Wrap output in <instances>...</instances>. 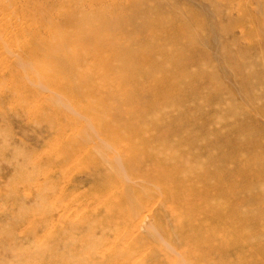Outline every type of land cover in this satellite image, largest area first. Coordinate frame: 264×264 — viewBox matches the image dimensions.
I'll return each mask as SVG.
<instances>
[{
  "label": "rangeland",
  "instance_id": "obj_1",
  "mask_svg": "<svg viewBox=\"0 0 264 264\" xmlns=\"http://www.w3.org/2000/svg\"><path fill=\"white\" fill-rule=\"evenodd\" d=\"M150 148L233 210L198 264H264V0H0V264H196L186 210L127 224Z\"/></svg>",
  "mask_w": 264,
  "mask_h": 264
},
{
  "label": "bare ground",
  "instance_id": "obj_2",
  "mask_svg": "<svg viewBox=\"0 0 264 264\" xmlns=\"http://www.w3.org/2000/svg\"><path fill=\"white\" fill-rule=\"evenodd\" d=\"M70 17H68V18H70ZM73 17H74V15H73ZM74 19H75V17H74ZM63 23H65V22H63ZM70 25L73 26V23ZM74 30L76 32V27ZM175 33H176V35L181 34L180 32H175ZM79 34H81V33H79ZM39 39H37V40H39ZM68 40H69V37H68ZM100 48H102V47H100ZM32 53H35V51ZM95 61H96V59H95ZM103 61H104V63H102V65L104 64V66L102 69L99 70L101 73L110 72V71H112L113 68H115V66H117V64H116L112 68V66L110 65V62L107 58H105V60H103ZM62 62H64V61H62ZM114 62H116V61H114ZM114 62H112V63H114ZM75 66L76 65H74V67ZM77 66H79V65H77ZM76 73H78V72H76ZM157 83L159 84V86H161V85L165 86L163 81H160ZM72 88H73L72 84H69V83L61 86V89H64V90H72ZM83 89H85V88H83ZM72 96H74V95H72ZM119 114H120V112H119ZM154 127L155 128H152L153 131H157L158 130V128H156L157 126H154ZM97 134L101 135L105 139H108V140L113 141V142L120 141L119 138H118L119 140L117 139L116 135L113 136L111 134H108L105 129L102 131H98ZM141 135H142V133H141ZM124 141H122V142H124ZM134 141L135 140H133V142ZM151 141H152V139H151ZM115 146H117V144ZM152 152H153V150H152V148H150L148 150V154L146 155L147 160H144L142 163H140L141 166H143V167H148V165L154 166V168L152 170L151 169L149 171L145 170V173L147 175H144L143 179H144V181L149 182L151 184L161 185L162 189H163L162 196H160V198H158V201L154 204L153 200L149 199L148 197L143 196V194L141 193V195L138 196L137 201L132 204V206H133L132 215H130L128 217L127 224L128 225L130 224L132 226L133 230H135L136 232L154 229L151 226L150 221L154 218V214L156 213L158 207H160L163 204H165L166 202H168L169 205L167 204L168 205L167 211L169 214H171V213L174 214V212L176 213L177 211H181L180 208L187 211L185 213L186 216L182 221L186 225L187 229L182 227V225H184V224H180L181 226H179V227H181L180 228L181 231H180V234L178 233V235H177V243H178V246H185L186 251L187 250H197L198 252L200 251L193 258L194 261H196L195 262L196 264L205 262V260L207 258H209L208 256H211L212 253H216V252H220V251H226V250H232L234 248V245H229V246L228 245H223V246L220 245L217 247L213 244V242L216 239H218L221 236V234L224 232V230H225L224 228L226 227V224L227 225L231 224V221L226 222L225 217L228 214V212H231L233 210L232 209L229 210L227 208L225 210H223V208L221 209L220 207H210V208L208 207L207 208V207H202L201 204L196 203V200H200V201L202 200V201H204V203H206L208 201H214L222 195V191H220V189L216 185L213 187H209L207 189H196V187H194V188L189 187L188 188L187 182L190 180V178H193L192 173L191 172L188 173L189 172L188 169L181 170L177 166V164H179V163H177V160L174 159L172 156H170V158L166 157L165 160H161L158 158V156H155V154H153ZM120 155H121L120 152L117 151L116 155L113 156L114 158L112 159V162H107L106 165L109 168L110 167L111 168H113V167L118 168L119 163H120V161H119ZM101 165L103 167L106 166L105 164H104L105 166L103 164H101ZM143 185H145V184L143 183ZM140 186H142V184H137L136 186L133 187V189L135 191H137V190L141 189ZM173 186L175 187V189L173 188ZM155 201H156V199H155ZM199 220H205L206 222L209 221V225H208V223H206L203 226H198ZM213 221L216 223L217 226L221 223L223 225L225 224L224 225L225 227L222 228L223 231H220V230L218 231V229L213 226V224L215 225V223H213ZM211 223H212V225H211ZM226 229H228V228H226ZM129 234H130V232H128L127 234L126 233L123 234L121 236V240H124L125 238H127L129 236ZM196 237H198V241L193 242V239ZM171 250H176V248H174V249L171 248ZM186 251H184V252H186ZM179 260L191 261V257L189 255H187L184 258L180 257Z\"/></svg>",
  "mask_w": 264,
  "mask_h": 264
}]
</instances>
